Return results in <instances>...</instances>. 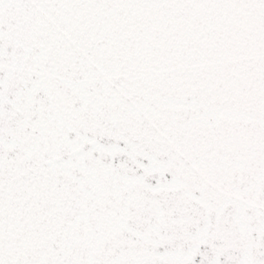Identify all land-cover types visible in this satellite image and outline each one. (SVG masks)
<instances>
[{
    "label": "snow or ice",
    "instance_id": "obj_1",
    "mask_svg": "<svg viewBox=\"0 0 264 264\" xmlns=\"http://www.w3.org/2000/svg\"><path fill=\"white\" fill-rule=\"evenodd\" d=\"M0 264H264V0H0Z\"/></svg>",
    "mask_w": 264,
    "mask_h": 264
}]
</instances>
